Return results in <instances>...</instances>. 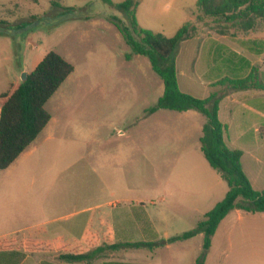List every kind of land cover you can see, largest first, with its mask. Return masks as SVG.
Wrapping results in <instances>:
<instances>
[{
  "label": "rangeland",
  "instance_id": "374dc122",
  "mask_svg": "<svg viewBox=\"0 0 264 264\" xmlns=\"http://www.w3.org/2000/svg\"><path fill=\"white\" fill-rule=\"evenodd\" d=\"M123 1L62 0L57 8L52 0H0V107L2 96L10 95L50 51L74 66L45 105L51 120L26 149L35 151L21 156L12 169L0 170V233L32 236L38 226L65 227L85 219L86 209L104 199H119L140 216H150L158 232L151 241L157 243L197 226L198 217L186 222L166 214L163 196L166 185L178 180L168 164L176 153L201 150L202 132L182 112H147L163 94L164 83L147 56L127 59L132 49L116 26L128 23L117 7ZM136 1V18L144 29L171 37L187 21L195 27L174 54L183 91L200 98L217 89L230 94L234 90L227 86L211 85L226 75H258V56L264 52L258 33L218 34L221 27L199 13L198 0ZM223 119L246 153V166L250 154L264 153V119L241 105ZM259 226L245 224L251 231ZM226 231L222 227L208 251V264L233 263L234 253L222 236ZM203 244L198 238L170 248L118 249L107 251L102 261L191 264L192 252Z\"/></svg>",
  "mask_w": 264,
  "mask_h": 264
},
{
  "label": "trees",
  "instance_id": "16d2710c",
  "mask_svg": "<svg viewBox=\"0 0 264 264\" xmlns=\"http://www.w3.org/2000/svg\"><path fill=\"white\" fill-rule=\"evenodd\" d=\"M62 0H52L54 7H61ZM110 2V0H105ZM136 0H125L117 5L125 15L128 23L124 26L116 24L132 53L126 55L147 56L154 71L164 83V92L157 103L147 112L155 113L166 109L172 111L196 110L206 117L203 134L200 137L201 150L210 165L217 170L228 185V192L198 222L192 230L168 240L157 242H133L106 244L94 248L84 254L62 255L61 259L93 264V261L107 251H115L120 247H149L164 245L176 241L190 239L199 233L204 234L203 250L197 258V264H204L211 247L212 237L221 221L234 209L250 213L264 212V189L253 187L242 165V150L233 149L225 140L226 125L219 118L221 96L212 92L206 98H200L181 90L174 54L179 43L196 33L190 21L183 24L177 32L168 37L162 33L144 29L139 26ZM197 9L202 16L213 18L219 25L218 34L236 37L240 33H257L264 29V0H198ZM5 23V22H2ZM224 25H227L225 28ZM74 71V66L55 51H50L27 79L10 94H4L5 100L0 107V170L10 167L18 157L36 140L51 120V114L45 105L60 86ZM255 71V69H254ZM227 86L232 90L264 89V84L254 73L245 77H225L215 84ZM11 245L0 248V264H19L25 253L18 250H7ZM44 264H51L45 262ZM102 264H139L122 261H104Z\"/></svg>",
  "mask_w": 264,
  "mask_h": 264
},
{
  "label": "crops",
  "instance_id": "0c3cea01",
  "mask_svg": "<svg viewBox=\"0 0 264 264\" xmlns=\"http://www.w3.org/2000/svg\"><path fill=\"white\" fill-rule=\"evenodd\" d=\"M257 33L258 41L264 45V29ZM257 61L260 63L257 76L259 81L264 84V52L258 56ZM247 75H244V77ZM225 77L218 78L223 79ZM179 85L181 88L180 80ZM211 86L215 88L213 84ZM181 90L183 91L182 88ZM213 92L220 93L219 95L221 96L219 118L227 128L225 133L226 143L230 148L239 149L241 147L237 143L238 139L232 138L229 135V127H227L223 116L226 114L232 115L234 106L241 105L244 112H253L259 119H264V89L234 90L230 94H227L225 91L218 92V89ZM187 93L192 94L191 92ZM182 113L193 120L196 131L202 132V136L206 120L200 118V112L187 110L182 111ZM240 150L243 152L242 165L244 171L248 175L253 187L257 190L264 189V153H260L258 156L250 154L247 157L248 165L246 166V153L243 149ZM34 151L35 148L25 150L5 170L12 169L13 165L21 159V156L24 158ZM174 158V161L169 163L168 166H172V174L174 176L177 175L178 180L167 184L164 188L163 201L166 204L165 212L170 217H178L186 222L191 217H198L199 221H201L207 212L224 199L228 192V185L221 174L210 165L202 150H190L185 153L179 152L174 155ZM104 183L107 187V180ZM113 194L114 192L111 195ZM86 212L88 216L85 219L69 223L65 227L56 226L48 229L38 226L34 228L35 231L32 236H30L31 233L21 234L16 230L0 233V248L10 244L11 246L7 247V250H18L25 253V257L19 264H44L45 262L51 264H76L75 262L61 259L60 256L84 254L106 244L154 242L151 240L158 237L157 228L150 216H140L135 206L123 205L119 199L108 201L104 199L102 204L88 207ZM262 213H250L241 209L232 210L221 221L216 233L212 237L209 252L220 235V230L225 226L227 231L222 232V236L229 242L231 250L234 253L232 264H264V212ZM250 222L259 223L260 226L254 231L246 230L245 224ZM236 223H238L237 226L234 225ZM198 238L204 239V234L199 233L190 239L176 242H188ZM250 242L251 249H248ZM32 243H37L38 246L32 245ZM173 243H167L166 247L170 248ZM202 248L203 245L198 251L192 252L191 256L193 259L190 262L191 264H197L196 254ZM130 249H133V247L119 248L124 253H127ZM208 259L209 253L204 264H208ZM113 261L124 262L123 260ZM102 262L104 261H102V252H100L98 257L93 261V264H102ZM78 264H85V262Z\"/></svg>",
  "mask_w": 264,
  "mask_h": 264
},
{
  "label": "water",
  "instance_id": "95a60500",
  "mask_svg": "<svg viewBox=\"0 0 264 264\" xmlns=\"http://www.w3.org/2000/svg\"><path fill=\"white\" fill-rule=\"evenodd\" d=\"M27 79V73L24 74L22 81H25Z\"/></svg>",
  "mask_w": 264,
  "mask_h": 264
}]
</instances>
